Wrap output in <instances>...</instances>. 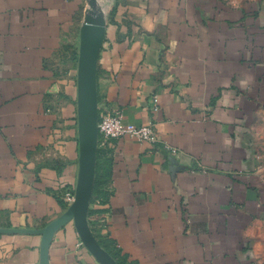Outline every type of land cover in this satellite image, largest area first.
I'll list each match as a JSON object with an SVG mask.
<instances>
[{
  "label": "crops",
  "instance_id": "1",
  "mask_svg": "<svg viewBox=\"0 0 264 264\" xmlns=\"http://www.w3.org/2000/svg\"><path fill=\"white\" fill-rule=\"evenodd\" d=\"M82 1L0 0V264H40L76 186ZM97 101L158 137L98 166L87 219L119 264H264V0H114ZM47 264L101 263L69 219Z\"/></svg>",
  "mask_w": 264,
  "mask_h": 264
},
{
  "label": "water",
  "instance_id": "2",
  "mask_svg": "<svg viewBox=\"0 0 264 264\" xmlns=\"http://www.w3.org/2000/svg\"><path fill=\"white\" fill-rule=\"evenodd\" d=\"M113 0H111V4ZM110 7V6H109ZM79 33L77 56V138H78V175L74 189V200L68 205L67 212L45 226L41 244L40 264H47L49 238L51 233L67 220L72 219L75 229L83 245L101 264H119L107 252L93 233L87 219L88 207L91 201L96 170V154L98 149V101H97V61L104 38V25L96 36L88 34L90 23L94 19L92 14H84Z\"/></svg>",
  "mask_w": 264,
  "mask_h": 264
},
{
  "label": "built area",
  "instance_id": "3",
  "mask_svg": "<svg viewBox=\"0 0 264 264\" xmlns=\"http://www.w3.org/2000/svg\"><path fill=\"white\" fill-rule=\"evenodd\" d=\"M153 110H157V98L153 99ZM98 147L109 148L110 143L114 139L129 138L138 141H146L151 144L158 142L157 134L153 128V122L149 121L144 124H134L126 121L124 115L120 110H101L98 108ZM172 153H175V149L168 147ZM62 199L66 204H71L74 200V191L66 190L63 193Z\"/></svg>",
  "mask_w": 264,
  "mask_h": 264
},
{
  "label": "trees",
  "instance_id": "4",
  "mask_svg": "<svg viewBox=\"0 0 264 264\" xmlns=\"http://www.w3.org/2000/svg\"><path fill=\"white\" fill-rule=\"evenodd\" d=\"M101 157L103 160L106 161H110V150L108 148H99L98 149V155H97V169H96V177H95V183H94V187H93V192H92V199H91V203H94L95 200H98L99 197L100 201L103 203H107L109 200V195H110V190L108 188V186H105V184H107V179L106 181L104 180V182L101 184L99 177H98V166L101 164ZM108 170H106L107 172ZM105 186V187H104ZM97 198V199H96ZM91 229L93 230L94 234L96 235V237L99 239V241H102L101 237L97 234L96 229L94 228V226H91ZM99 229V228H98Z\"/></svg>",
  "mask_w": 264,
  "mask_h": 264
},
{
  "label": "rangeland",
  "instance_id": "5",
  "mask_svg": "<svg viewBox=\"0 0 264 264\" xmlns=\"http://www.w3.org/2000/svg\"><path fill=\"white\" fill-rule=\"evenodd\" d=\"M82 2H83V14H82L83 19H82V21L84 23L86 22V18L84 17V14L85 13H87V14H92L93 13V15H94L93 22H94V24H100L101 20L104 21V18H105V21L107 20L108 15H109L110 11L112 10L114 0H113V3L110 4V7L107 9V11L104 14V16H101V14L95 8H93L92 3H91V0H83ZM83 22L81 24V27L83 25ZM93 22H91L90 25H89V31H90V33H93V29H92V25H93L92 23ZM81 27H79L77 29V33H76V45H77V47H76V59H77V56H78L79 33H80V28Z\"/></svg>",
  "mask_w": 264,
  "mask_h": 264
},
{
  "label": "bare ground",
  "instance_id": "6",
  "mask_svg": "<svg viewBox=\"0 0 264 264\" xmlns=\"http://www.w3.org/2000/svg\"><path fill=\"white\" fill-rule=\"evenodd\" d=\"M91 3H92L93 8H95L101 14V16H104V14L106 13L107 9L109 8L111 4V0H91ZM92 24H93L92 29H93L94 34L90 33L89 29H88V34L91 37H94L99 32V29L103 27L104 21L101 20L100 24H94V22Z\"/></svg>",
  "mask_w": 264,
  "mask_h": 264
}]
</instances>
